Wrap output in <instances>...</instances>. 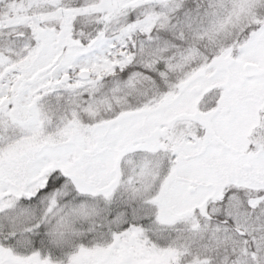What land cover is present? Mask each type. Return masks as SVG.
Segmentation results:
<instances>
[{"label": "snow or ice", "instance_id": "6c2138e0", "mask_svg": "<svg viewBox=\"0 0 264 264\" xmlns=\"http://www.w3.org/2000/svg\"><path fill=\"white\" fill-rule=\"evenodd\" d=\"M0 264H264V0H0Z\"/></svg>", "mask_w": 264, "mask_h": 264}]
</instances>
